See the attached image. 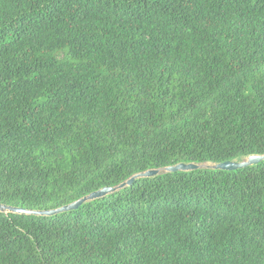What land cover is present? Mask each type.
<instances>
[{
  "label": "trees",
  "instance_id": "16d2710c",
  "mask_svg": "<svg viewBox=\"0 0 264 264\" xmlns=\"http://www.w3.org/2000/svg\"><path fill=\"white\" fill-rule=\"evenodd\" d=\"M255 154L264 0H0V203ZM0 264H264V161L0 212Z\"/></svg>",
  "mask_w": 264,
  "mask_h": 264
},
{
  "label": "water",
  "instance_id": "95a60500",
  "mask_svg": "<svg viewBox=\"0 0 264 264\" xmlns=\"http://www.w3.org/2000/svg\"><path fill=\"white\" fill-rule=\"evenodd\" d=\"M262 161H264V155L255 154V155H250L246 159H243L241 161L235 160V161H225V162H221V163H215L214 166H209L208 168L216 169V170H229V171H231V170H237V169H241V168H247L249 166L259 164ZM199 169H204V168H203L202 164H197V163H179L177 165L168 166V167H165L162 169H151V170H147L143 173H139V174L133 176L130 180L124 182L118 188H115V187L102 188L98 191H95V192L89 194L88 196H86V197H84V198H82L76 202H73V203H71L67 206H64L62 208H59V209L47 210V211H36V210L24 209L21 207H13V206H9V205L0 203V212L41 214V215H47V216L56 215V214H59L61 212L73 210V209L77 208L80 204H82L86 200L95 199V198H98L100 196H104L108 193L114 192L115 190H117L119 188H124L128 185H131L139 178H145V177H151V176L159 175L160 173H162L163 170L166 173H173V172H178V171H184V172L195 171V170H199Z\"/></svg>",
  "mask_w": 264,
  "mask_h": 264
},
{
  "label": "rangeland",
  "instance_id": "374dc122",
  "mask_svg": "<svg viewBox=\"0 0 264 264\" xmlns=\"http://www.w3.org/2000/svg\"><path fill=\"white\" fill-rule=\"evenodd\" d=\"M247 158V157H246ZM244 158V159H246ZM239 161V160H238ZM241 161V160H240ZM215 163H203L202 166L203 168L207 169L209 166H214ZM208 169H211V168H208ZM162 172H165L164 170Z\"/></svg>",
  "mask_w": 264,
  "mask_h": 264
}]
</instances>
